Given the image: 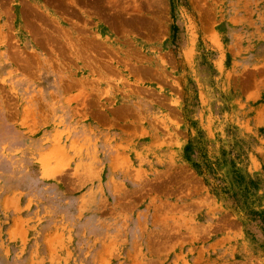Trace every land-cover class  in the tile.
Instances as JSON below:
<instances>
[{
    "label": "rangeland",
    "instance_id": "obj_1",
    "mask_svg": "<svg viewBox=\"0 0 264 264\" xmlns=\"http://www.w3.org/2000/svg\"><path fill=\"white\" fill-rule=\"evenodd\" d=\"M204 209L264 255V0H0V264H188Z\"/></svg>",
    "mask_w": 264,
    "mask_h": 264
},
{
    "label": "crops",
    "instance_id": "obj_2",
    "mask_svg": "<svg viewBox=\"0 0 264 264\" xmlns=\"http://www.w3.org/2000/svg\"><path fill=\"white\" fill-rule=\"evenodd\" d=\"M165 158H170L173 162L177 158L176 150L170 148ZM192 200L183 198L181 202L189 203ZM204 210L203 220L199 219V214L194 218V231L197 236L205 238L203 245L180 247V251H169L168 254H186L188 264H264V255L250 253L244 245L238 244L242 231L237 218L225 216L223 211L209 213ZM164 259L163 257V264ZM176 260L167 264H176ZM177 264L185 263L181 261Z\"/></svg>",
    "mask_w": 264,
    "mask_h": 264
},
{
    "label": "trees",
    "instance_id": "obj_3",
    "mask_svg": "<svg viewBox=\"0 0 264 264\" xmlns=\"http://www.w3.org/2000/svg\"><path fill=\"white\" fill-rule=\"evenodd\" d=\"M247 215H248V218H247V223L245 226L246 232H248V234H250L253 239H256L255 234L252 232V229H250L251 225H247V224L251 223L252 221L258 220L259 221L258 224H260L259 229L261 233L263 234V238H264V217H261V215L257 212H248ZM261 243L262 244H260V246L264 248V242H261Z\"/></svg>",
    "mask_w": 264,
    "mask_h": 264
}]
</instances>
